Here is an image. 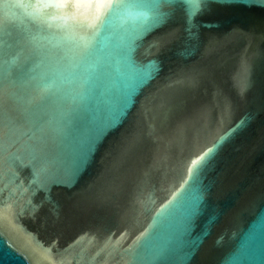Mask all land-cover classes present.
Segmentation results:
<instances>
[{"label": "water", "instance_id": "1", "mask_svg": "<svg viewBox=\"0 0 264 264\" xmlns=\"http://www.w3.org/2000/svg\"><path fill=\"white\" fill-rule=\"evenodd\" d=\"M0 133V264H264V0H0Z\"/></svg>", "mask_w": 264, "mask_h": 264}, {"label": "snow or ice", "instance_id": "2", "mask_svg": "<svg viewBox=\"0 0 264 264\" xmlns=\"http://www.w3.org/2000/svg\"><path fill=\"white\" fill-rule=\"evenodd\" d=\"M58 2H67V0H58ZM185 3L191 2V0H184ZM197 2H201V0H197ZM214 2L217 3H232V2H252V0H214ZM72 48L70 50V62H73L74 67H78L79 63L84 60V58L87 57V55L90 52L91 48V40L86 39L84 37H76L73 36L72 38ZM68 53H66V56ZM148 74L146 73V76ZM2 135V133H0ZM211 151V149H209ZM198 160L203 159V157H198ZM192 163L195 165L197 164V160H193Z\"/></svg>", "mask_w": 264, "mask_h": 264}]
</instances>
